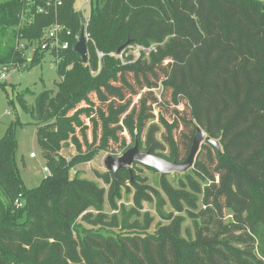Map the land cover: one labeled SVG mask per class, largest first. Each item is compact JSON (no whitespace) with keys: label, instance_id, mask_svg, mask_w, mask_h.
Instances as JSON below:
<instances>
[{"label":"trees","instance_id":"obj_1","mask_svg":"<svg viewBox=\"0 0 264 264\" xmlns=\"http://www.w3.org/2000/svg\"><path fill=\"white\" fill-rule=\"evenodd\" d=\"M26 3L0 0V69L27 64L17 38L40 41L56 16L70 32L63 36L69 46L56 53L62 78L58 92L39 94L30 111L49 171L38 187L27 188L21 180L12 127L0 136V264H264V3L89 0L86 20L75 10V0H62L57 13L36 0L47 10L38 14L32 7V24L19 28ZM83 30L86 64L75 51ZM153 45L148 57L120 59L134 47ZM96 50L103 55L101 67ZM45 54L37 49L26 69L41 64ZM83 117L100 145L94 142L70 159L61 157L62 145L75 140L78 130L86 142ZM199 127L220 136L222 153L202 144L193 174L186 175L191 191L173 190L166 176H161V191L143 185L139 164L132 173H104L111 186L107 194L74 172L108 151L111 142L120 143L124 131L139 140L142 150L184 162ZM121 148L125 153V138ZM128 184L136 190L138 205L156 201L163 220H172L168 204L181 213L200 202L195 238H182L168 227L129 231L135 211L125 217L120 233L78 222L74 211L85 203L102 212L107 199L116 209Z\"/></svg>","mask_w":264,"mask_h":264},{"label":"rangeland","instance_id":"obj_2","mask_svg":"<svg viewBox=\"0 0 264 264\" xmlns=\"http://www.w3.org/2000/svg\"><path fill=\"white\" fill-rule=\"evenodd\" d=\"M264 3V0H260ZM75 10L80 12L84 19L88 20L90 17L89 0H75ZM87 38V36H86ZM100 53L96 50V54ZM136 55L134 51L128 52L125 56L120 57L125 61L130 56ZM27 64L31 65V52L26 55ZM102 58H99V67H101ZM3 70L0 69V135L3 136L12 127L15 138L17 140L18 148L15 154V160L19 169L21 180L25 187L36 188L42 180L47 176L46 163L41 147L37 142V125L31 117V109L35 104V98L44 91H52L54 94L58 92V85L62 78L59 76L57 67L55 65L54 57L48 53L45 55L41 64L35 66L32 70H27L24 66L10 69L6 73V79L1 78ZM93 75H96L93 72ZM23 96L25 104L21 100ZM92 101L97 103L95 95H91ZM139 97L134 98L137 102ZM85 107V104H82ZM181 111L184 106L180 107ZM159 110L155 109L156 122L159 118ZM168 118V116L165 115ZM82 120L88 126L87 139L84 141L79 130L75 140L71 137L66 144L62 145L60 149V156L66 159L72 158L76 155L80 147L85 151L94 142L100 145L99 139L94 140L92 132V125L90 120L83 117ZM208 137H211L204 127H199ZM99 137L101 133H98ZM120 143L111 142L108 151L101 150L94 160L90 163L80 165L76 171L80 172L81 178L90 182H94L100 189H104L106 194L110 190V182L103 175L108 171L105 168L104 162L108 156H121L123 154L121 148L122 139H126L127 150L134 147L136 139L133 140L127 131L119 134ZM214 140L220 141L219 135H214ZM145 142V135L142 138ZM143 142V143H144ZM220 143V142H219ZM145 147V146H144ZM126 150V151H127ZM31 155H35L34 158ZM165 156L170 155L167 150ZM139 175V181L143 185H147L156 190L161 191V175L156 171L139 167L136 169ZM193 174L191 170L184 174H171L166 176L168 185L177 191L185 190L191 191L188 185L186 175ZM199 181V180H198ZM203 186V185H202ZM135 188L128 184V188L122 190V199L116 203V209L108 204L105 199L104 210L102 212L96 211L89 203H85L78 207L74 214L78 217V222L88 229H103L114 233L124 231V219L132 211L136 212L135 218L131 221L129 231H138L140 227L148 226L147 231L154 233L161 227H168L182 238H195L197 227L201 216L202 204L199 202L197 209L191 210L186 208L184 212H176L170 204L166 207V212L172 215V220H163L157 214L156 201L142 200L139 205L134 200ZM232 216L229 210L226 211V221L231 220Z\"/></svg>","mask_w":264,"mask_h":264},{"label":"water","instance_id":"obj_3","mask_svg":"<svg viewBox=\"0 0 264 264\" xmlns=\"http://www.w3.org/2000/svg\"><path fill=\"white\" fill-rule=\"evenodd\" d=\"M128 45L129 43L120 47L118 49V54H120ZM75 51L81 56L85 64L88 63L87 38L85 30H83L81 33L79 41L75 46ZM204 143L211 144L216 148L219 154L222 153L221 144L219 141H216L209 136L207 137L206 134L200 128H198L190 153L184 162L170 161L164 157L154 155L150 151H144L140 147L139 140H136L134 147L127 150L121 156H108L105 159L104 165L106 170L110 173H113L114 175L122 169L132 173V168L135 164L150 168L159 173L161 176L184 174L194 167L195 161L201 150V146Z\"/></svg>","mask_w":264,"mask_h":264},{"label":"built area","instance_id":"obj_4","mask_svg":"<svg viewBox=\"0 0 264 264\" xmlns=\"http://www.w3.org/2000/svg\"><path fill=\"white\" fill-rule=\"evenodd\" d=\"M46 7L54 8L57 13V9L62 5V0H41ZM34 7L36 9V13L42 14L44 13L47 8L42 5H37L36 0H27L26 7L24 8L23 12L21 13V23L20 27L30 26L33 22L34 13L32 12L31 8ZM64 34L70 35V32L65 33L64 27L58 22L57 16L55 20L44 29V34L40 41L30 42L29 40L23 39L21 37L17 38V50L24 51L25 55L27 52H31V57L34 55L37 49H40V52L50 53L55 59V65L58 63V59L56 57V53L58 54L59 51L65 50L68 48L69 44L67 41L63 40ZM156 46L153 45L150 48H143V47H134L131 51H134L136 58L141 57L142 55L148 57L151 52L155 51ZM99 58H102L103 55L98 53ZM135 58V57H134ZM27 67L28 64L25 65H13L11 67H4L2 68L3 73H1V78L6 79V73L10 69L19 68V67ZM32 158L35 155H31ZM45 171L49 174L48 169L46 168ZM16 205L18 207H22L23 203L20 200L16 201Z\"/></svg>","mask_w":264,"mask_h":264},{"label":"crops","instance_id":"obj_5","mask_svg":"<svg viewBox=\"0 0 264 264\" xmlns=\"http://www.w3.org/2000/svg\"><path fill=\"white\" fill-rule=\"evenodd\" d=\"M46 54H48V53H46ZM46 54H45V55H46ZM0 136H1V135H0ZM47 175H48V174H47Z\"/></svg>","mask_w":264,"mask_h":264}]
</instances>
